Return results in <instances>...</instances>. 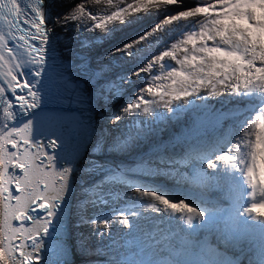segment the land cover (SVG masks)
Masks as SVG:
<instances>
[{
	"label": "clouds",
	"instance_id": "obj_1",
	"mask_svg": "<svg viewBox=\"0 0 264 264\" xmlns=\"http://www.w3.org/2000/svg\"><path fill=\"white\" fill-rule=\"evenodd\" d=\"M157 1L165 4L158 8L154 7L152 13L139 16L146 34L138 41H134L135 45L113 49L111 53L114 56L106 61L109 66L111 61L113 65H118L113 72L116 78H120L121 87L118 102L108 100L109 116H105L104 113L99 118L94 110L90 109L92 97L85 95L86 88L85 85L82 86L83 82L73 78L72 70L51 36L53 30L49 33L46 46L48 52L45 55L41 76L36 78L31 73L27 74V79L35 84L34 90L38 91L42 98L40 107L34 111L56 112L69 118V124L64 125L58 133L57 143L60 145L56 143L52 149L55 160L62 165H77L74 171L78 169L88 151L94 147L89 139L91 134H95L96 144L99 124L103 123L109 127L111 138L116 140L113 145L119 152L117 161L128 157V168L120 170L129 177H135L136 172L145 168L144 177L136 178L144 182L145 186L136 183L128 194H126L127 189L117 186L118 192L124 191L121 196L125 201L114 205L117 206L115 210L114 206L110 205L112 217L107 221L112 222V218L125 212L128 216L129 211L143 207L142 199L146 196L150 197L152 204L162 203L152 193L155 192L173 201L183 199L201 208L219 209L220 215L215 222L209 221L203 224L197 222L195 229V238L198 241L211 232L214 242H217L215 224L219 223L221 217L231 213L234 207L242 209L248 205L249 200L264 195V118L256 120L257 134L254 144L246 152L245 159L239 160L241 168H245L246 161L245 171L247 177H250L251 184L248 185L246 177L240 172L231 170L226 174L228 181L238 189V200L235 205L231 200L219 199L220 193L216 187L202 189L192 183L193 177L201 171L211 172L203 168L207 160L215 159L216 155L232 145L247 122L264 108V94L260 93L264 91L261 87L264 85V0H215V2L202 0L207 6L192 8L187 12L183 10L196 6L201 0H180L178 6H169L175 4L176 0ZM124 2L126 0H118V3ZM175 8L176 10H173ZM167 10L172 11L162 16L161 12ZM197 13L199 15H195ZM127 25V29L119 31L117 35L120 36L106 48L116 45L119 38L138 29L132 28L133 22ZM46 26L51 29L49 21ZM189 35H195V42L192 44L184 42ZM108 37H101L99 45ZM119 44H123V41ZM173 44H178L179 49L173 50L171 47ZM138 48L140 49L137 50ZM205 49L211 51L206 52ZM164 51L173 52L174 59L164 57L162 62L157 63L159 55ZM119 66L124 67V70H120ZM136 66L139 67L138 70H135ZM144 67L153 68L151 75H158L159 78L153 77L150 80L148 75L150 73L143 72L134 75ZM161 72L166 74L164 80L161 79ZM127 74L131 76L126 77ZM134 76L140 78L136 79ZM219 80L221 81L218 82ZM157 82L160 84L158 85ZM147 84L154 91H149V86L147 87L149 93L145 94L144 90L143 94L149 99L142 106L154 104L159 109L155 120L145 121L133 116L130 119L131 113L124 114L128 120L123 124L116 121V118L113 119L114 113L122 111L120 106L124 99L131 97L129 102H134L137 97L132 98L134 93L131 92L136 91L140 94L137 89ZM245 86L257 90L238 94L229 92L230 88L243 91ZM206 94L210 97H206ZM165 104L173 108L168 110L164 107ZM177 104L180 106H175ZM138 113L142 116H150V113ZM114 121L116 126L113 124L112 127L111 122ZM74 132L77 135L72 138ZM39 138L48 143L46 136L41 135ZM173 141L180 143L169 146ZM123 150L127 153H123ZM236 151L234 148L233 152ZM163 156H169V162L164 163L159 160ZM133 162L139 165H133ZM219 171L217 169V172ZM73 177L74 174L67 184L66 213L67 209H76L73 200L75 197L79 199L80 193L85 194L84 185L88 184L90 189L95 182L100 183L103 178L87 181L85 179L88 178L83 177L78 187L76 179L79 177L77 175ZM246 185L255 187L248 192ZM136 188L148 192L145 196H140L135 191ZM164 204L167 207L173 206L166 202ZM175 205L185 214L196 213L195 209L186 205ZM149 209V207L141 209L139 218L132 223L129 221L130 234L133 238L137 237L136 241L142 248V252L138 253V264H187L184 255H179L180 250L185 249L184 231L186 230L178 232L180 222L174 221L155 237L153 231L146 226L144 219ZM251 211L255 215L264 212V201L253 204ZM86 217L88 214L84 219ZM87 224L91 227V236H94L93 227L90 223ZM119 227L121 226L112 229L117 230ZM187 232L193 233L191 230ZM113 234L117 240L118 232L114 231ZM230 235L231 239L226 249L227 261L225 262L223 257L213 261L206 252L207 264H264V221L241 217L236 230ZM72 250L67 234L56 247L45 242L40 250V264H74L76 257Z\"/></svg>",
	"mask_w": 264,
	"mask_h": 264
},
{
	"label": "snow or ice",
	"instance_id": "obj_2",
	"mask_svg": "<svg viewBox=\"0 0 264 264\" xmlns=\"http://www.w3.org/2000/svg\"><path fill=\"white\" fill-rule=\"evenodd\" d=\"M88 3L89 0H83L61 17L58 23H80L86 21V17H94L96 14L89 10ZM179 3L180 0H176L175 4L169 6H178ZM42 4L43 0H0V264H40L42 239L48 231L56 201L62 198L66 190L71 171L68 168L58 170L52 154V149L59 138L58 133L64 125L69 124V118L56 112L34 111L40 107L42 98L40 93L34 90L35 84L27 79V69L31 68V75L39 78L45 63L46 46L51 29L46 26ZM205 6L207 3L201 0L196 6L183 11ZM87 21L91 24L88 31L104 32L107 28L104 25L97 27L94 22ZM184 42L194 43L195 35H189ZM171 47L177 50L180 46L173 44ZM164 57H173V52L164 51L156 62H162ZM152 71L153 68L144 67L134 75ZM154 77L159 78L158 75ZM148 86L149 84L140 90L134 102L122 109L123 114L132 112L149 114L155 109L152 106H142L149 99L143 94ZM261 87L264 88V85ZM252 90L257 89L245 86L243 91L230 88L229 92L238 94ZM260 93L264 94V91ZM206 97L210 95L206 94ZM175 106L179 107L180 104ZM164 107L168 110L173 108L167 104ZM259 118H264V108H261L258 115L247 122L232 145L216 155L215 159L207 160L203 168L211 172L201 171L193 177L192 183L202 189L216 187L220 193L219 199L231 200L235 205L238 200V189L228 181L226 174L235 170L246 177L248 185L251 184L250 177H247L245 171L246 161L245 168H241L239 160L245 159L246 152L254 144L257 134L255 123ZM41 135L48 138V143L39 138ZM234 148L236 152H233ZM200 158L203 159V157ZM217 169L220 171L217 172ZM253 187L255 186H247L248 192H251ZM135 191L140 196H145L148 192L140 189ZM152 193L162 203L150 204V210L163 211L171 217L178 218L186 231H190L197 222L201 224L215 222L220 215L219 209L201 208L183 199L173 201L164 195ZM261 201H264V195L249 200L248 205L242 209L234 207L231 213L223 215L219 223L215 224L217 242H214L211 232L199 241L192 240L188 236L184 237V241L188 244H200L213 261L223 257L226 262L230 234L236 230L240 218L250 217L264 221V212L255 215L251 211V206ZM164 202L172 205H186L195 209L196 213L195 215L185 214L177 208L165 206ZM114 220L123 229H130L127 215L121 214ZM92 223L96 225V221ZM98 227L102 230L109 229V221L101 220Z\"/></svg>",
	"mask_w": 264,
	"mask_h": 264
},
{
	"label": "bare ground",
	"instance_id": "obj_3",
	"mask_svg": "<svg viewBox=\"0 0 264 264\" xmlns=\"http://www.w3.org/2000/svg\"><path fill=\"white\" fill-rule=\"evenodd\" d=\"M45 2L46 0H43L44 7L46 6ZM82 2L83 0H49L47 6L53 5V9L50 13V16L48 15L46 18L49 21L51 20L52 29L57 32L58 36L64 39V43L60 47L61 50H67L66 53L68 56L76 57L80 62L79 66L81 67V70H83V74H85L86 77L90 76V86H87L85 89V95L92 97L90 109L94 110V112L100 118L104 113L105 116H109L110 112L107 106L108 100L118 102V97L116 98V94L118 96L119 93H121V87L119 85L120 78H116L114 72L106 63V61H109L112 59V56H114L111 53L112 50L115 48L130 47L135 45L136 43H134V41H138L146 34L143 27L144 24H142V19H140L139 16H144L145 13H152L154 7L157 6L158 8L165 3L158 2L157 0H126L124 3H118L115 11L111 15H107V17L96 18L95 16L97 15L99 7H97L96 2L93 3L92 0H89V10L93 14H96L94 17H86V21H82L80 23H58L61 17L69 13L70 9H73L77 4ZM173 10H176V8ZM195 15H199V13ZM87 20L94 22L97 27L104 25L107 26V28L104 32L99 30L88 31L87 29L91 27V24ZM121 21H123V23L120 24ZM130 22H133L132 28H138L135 32L122 36L119 38L118 43L114 46H109L106 49L95 51L96 43L100 41L101 37L109 36L114 38V36H116L119 31L121 32L123 29H127V24ZM120 41H123V44L120 45ZM61 55L63 54L61 53ZM135 68V70L139 69L137 66ZM148 75L150 76V80L153 79L154 75H151V73ZM128 76L131 75L127 74L126 77ZM165 77L166 74L161 72V79L164 80ZM79 79L83 83L85 82L83 78L80 77ZM220 81L221 80L218 82ZM157 84L159 85L160 83L157 82ZM124 89H126V87H124ZM131 93H134L132 98H135L139 95V93L136 91H132ZM146 93H149L147 89H145V94ZM147 106H152L155 108L150 112V116L146 117L140 115L138 112H132L130 119L133 116L139 117L145 121H154L159 109L154 104ZM118 117L119 119H117ZM112 118H116V121H120L122 124L125 120H128L120 110L118 113H114ZM116 121L114 126H116ZM76 135L77 133L74 132L71 137L74 138ZM115 142L116 140L111 138L109 127L106 124L100 123L97 141L91 150L90 157L85 156L76 171H74V168L77 167V165H62L60 162L55 160L56 167L58 170H63L65 168L71 170L67 184L73 174V178H75V175L78 177H87L90 175L87 180H91L95 177V169L99 170L100 168L105 167L108 170L114 171L122 168H128V157L121 158L119 161H117V155L119 152L113 145ZM178 143L180 142L173 141L170 142L169 146H174ZM57 144L60 145V143ZM96 150L101 151L103 157H97L95 154ZM123 153L126 154L127 152L123 150ZM133 155L131 157H133ZM137 158H139V156H137ZM90 159H97L99 161L93 162ZM159 160H162L164 163L169 162V156H163ZM133 165L139 164H134L133 162ZM144 171L145 168H142L140 171L136 172L134 179L137 177H144ZM118 180L121 181V178L118 174H112L109 177L104 176L101 179V182L98 184L100 186L96 187L97 192L94 191V194H96V199L102 196L108 187L111 186V184H115V182ZM88 186V184L84 185L85 194L87 198H91L92 200V191L88 188ZM79 191L81 192V189H79ZM119 192L120 194L124 193V191L121 190H119ZM102 197L103 199H107L108 203L111 202L110 197ZM142 202L144 204L143 207H139L128 212L129 221L131 223L133 220L139 218L141 209H147L149 205L152 204L149 196L143 197ZM67 204L68 189L66 186V190L62 194V198L56 201V206L53 209L54 214L49 220L48 231L44 234L42 239L43 245L46 242L52 247H56L58 242L64 238L65 234H67V239L69 240L70 246L73 249L72 251L76 257L74 264H138V253L142 252V248L136 241L137 237L133 238V236L130 234V231L125 230L122 227H119L117 230H114L110 227L107 230H102L98 227L101 219H104L102 216L103 212L100 213L98 222L96 221V216L94 215H96V209L101 208L102 204L96 205V209L91 206L87 213H82L79 207H76L75 210L67 209L66 213ZM105 208L110 207L108 205H104L103 210ZM116 208L117 206L113 207L114 210ZM87 214L88 217L84 219L85 215ZM93 221H96L95 226L92 223ZM87 223H90L93 227L92 232L95 233L94 236H91L90 228ZM94 227L97 228L95 229ZM114 231L118 232L117 237L120 238V240H116L113 234ZM120 244L123 246V249ZM154 248H156V246H154Z\"/></svg>",
	"mask_w": 264,
	"mask_h": 264
},
{
	"label": "rangeland",
	"instance_id": "obj_4",
	"mask_svg": "<svg viewBox=\"0 0 264 264\" xmlns=\"http://www.w3.org/2000/svg\"><path fill=\"white\" fill-rule=\"evenodd\" d=\"M161 1H166V0H161ZM97 3V7H99L98 11H97V15L95 16L96 18H101V17H106L107 15H110L111 12L114 10L115 8V4L118 3V0H96ZM157 10V9H156ZM123 22H120V24ZM120 35L114 36V38L108 37L105 42L101 45H99V43H96L95 46V51H100L106 48L107 45H110L111 43H113L116 40V37H119ZM154 36V35H153ZM146 45H152L151 43H146ZM140 48H138L137 50H139ZM110 66L109 68L114 71V69L118 66V65H113V62H109ZM120 70H124V67L119 66ZM136 79H139V76H134ZM124 78H122L123 80ZM82 86L84 87V84L82 83ZM144 88V87H143ZM85 89V88H84ZM142 88L137 89L138 92H140ZM147 89V88H145ZM149 91H154V89L149 86ZM121 95V94H120ZM116 97H118L116 95ZM131 100V97H128L126 99H124V101L122 102L120 109L122 110L127 104H129ZM126 116V115H125ZM116 120V119H115ZM115 122V121H114ZM114 122H111L112 124H114ZM92 146V145H91ZM95 154L97 155V157H103L101 151L96 150ZM93 162H98L99 160L97 159H90ZM105 163V162H104ZM95 177L96 179L104 177V176H110L112 174H118L121 178V181L118 180L115 184H111V186L108 187V189L106 190V192L102 195L106 198L110 197L111 202L108 203L107 199H103L102 196H100L98 199H96V194H94V191H96V187L100 186L98 185V182H95V184L93 186H91L90 190L92 191V200L91 198H87L85 196L84 193H80V198L78 199V197H75L73 200V204L76 207H79V209L82 211V213H84L87 209H89L91 206H93L96 209V205L98 204H102V207L99 209H96L97 212L96 213V221L98 222V217L100 216L101 211L103 210V206H109L112 204L114 205H119L118 203L125 201V198L121 196V194L118 192L117 190V186L120 185L122 187H124L125 189H127L126 194H128L129 190H133L136 183H139L141 186H145L146 184L140 180H136L134 179V177H129L126 173H124L123 171H121L120 169L118 170H108L105 167L100 168L99 170L94 171ZM145 174V173H144ZM90 176V175H89ZM89 176L84 177V178H89ZM80 178L83 177H79V179L77 180V186L80 187L81 182H80ZM93 178V179H94ZM87 180V179H85ZM89 181V180H87ZM130 183H135L134 185H131ZM84 194V195H81ZM85 196V197H84ZM111 209L112 208H105L103 210V214L102 216L104 217V219L101 220H107L109 219L111 216ZM124 215H126V212L123 213ZM118 217V216H116ZM115 218V217H114ZM114 218H112V222H109L110 224V228H117L120 224L114 220ZM91 228V227H89ZM118 235V234H117ZM117 237V236H116ZM118 238V237H117ZM117 240H120V238H118ZM122 249L123 246L121 245ZM122 252V251H121Z\"/></svg>",
	"mask_w": 264,
	"mask_h": 264
},
{
	"label": "water",
	"instance_id": "obj_5",
	"mask_svg": "<svg viewBox=\"0 0 264 264\" xmlns=\"http://www.w3.org/2000/svg\"><path fill=\"white\" fill-rule=\"evenodd\" d=\"M48 1L49 0H46L45 7H44V3L42 4V11L44 14L46 25H47V22L49 21L46 17H48V15L50 16V13L53 9V5L47 6ZM171 11L172 10L161 12V15L162 16L168 15L171 13ZM49 23H50V28L52 31L53 29L51 27V23H52L51 20L49 21ZM51 36L54 40V43L57 44L59 51L63 54L62 55L63 59L67 62L69 68L72 70L71 73H72L73 78L80 80L79 78L81 77L85 81L84 82L85 88H87V86H90L89 85L90 76L86 77V75L83 74V70H81V67L79 66L80 65L79 60H77L76 57H69L66 53L67 50H64V49L61 50L60 47L64 43V39L58 36L57 32L54 30L51 32ZM89 139L92 142L93 146H95V134L94 133L91 134ZM90 155H91V149L88 151L87 157H90ZM172 207L180 210V207L176 205H173ZM174 221H179V220L178 218H174V217H171L170 215L165 214L163 211L153 212L149 209L147 213L145 214L146 226L153 231L155 237L161 234V231L163 228H166L169 224H171ZM195 229H197V225H195L191 229L193 233H190L187 231L185 232L184 231L186 230L185 226L180 222V226L177 228V231L178 232L184 231V236H188L192 240L198 241L197 238H195L196 237ZM163 241H168V240H163ZM184 247L185 249L184 250L181 249L179 252V255H184V260L187 264H207V260L205 259L206 250L200 244L186 243ZM49 256H51V254ZM55 257H58V256L55 255ZM172 259H174V256L172 257Z\"/></svg>",
	"mask_w": 264,
	"mask_h": 264
}]
</instances>
